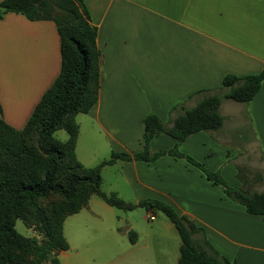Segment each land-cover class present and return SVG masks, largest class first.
<instances>
[{"label": "crops", "instance_id": "0c3cea01", "mask_svg": "<svg viewBox=\"0 0 264 264\" xmlns=\"http://www.w3.org/2000/svg\"><path fill=\"white\" fill-rule=\"evenodd\" d=\"M83 2L97 27L96 44L101 52L98 98L88 112L82 113L87 116L82 121L97 143L81 156L78 139L82 125L76 121L80 113L74 116L78 125L74 151L86 167L108 158L113 151L142 150L143 118L147 114L166 121L172 105L196 91L218 89L226 74L242 76L264 67V0ZM60 66V39L52 20H29L18 13H5L0 18V119L15 129L23 128ZM224 100L221 105L229 99ZM245 117L251 141L264 148V82L249 101ZM209 132L191 133L178 151L238 184L235 152ZM255 132L259 141L254 139ZM174 144V138L159 134L151 140L150 149H169ZM112 170L126 193L117 180L104 181ZM214 185L185 158L169 154L153 161L119 159L101 168L100 189L104 193H115L124 202L126 194H132L135 203L144 199L165 202L202 227L213 248L214 240L219 241L221 255L237 264H264V215L247 213L242 204L214 191ZM112 208L116 207L91 195L83 207L67 215L62 224L66 250L70 240L64 223L69 217L93 222L102 213L115 216ZM132 227L123 230L111 223L100 232L116 239L132 233L135 238L134 242L129 240L128 247L123 243L117 248L109 264L127 256L138 264H157L153 250L162 248L168 254L179 250L180 236L169 219L162 221L158 232L146 231L143 242ZM161 238H168L170 243ZM66 250L60 251L57 259ZM176 261L178 257L174 261L168 257L160 263Z\"/></svg>", "mask_w": 264, "mask_h": 264}, {"label": "trees", "instance_id": "16d2710c", "mask_svg": "<svg viewBox=\"0 0 264 264\" xmlns=\"http://www.w3.org/2000/svg\"><path fill=\"white\" fill-rule=\"evenodd\" d=\"M7 12L21 14L29 20H52L60 39L61 66L23 128L15 129L0 119V148L4 154L0 162V264H26L23 263L26 255L39 260L47 259L49 254L52 255L50 262L58 264V253L68 247L62 231L63 221L83 207L91 195H98L109 205L122 210L142 206L151 215L155 211L162 212L180 236L177 264H237L210 245L202 227L167 203L144 199L130 204L115 193H104L100 189L101 168L119 159L153 161L165 154L183 157L213 184L222 185L225 194L242 204L247 213L264 215V190L248 193L241 186L227 183L218 170L209 171L192 156L178 151L179 144L191 133L213 131L222 126L224 119L219 111L222 99L245 104L252 100L264 82V67L257 73L242 76L226 74L221 86L212 89L220 93L196 91L172 105L167 122L155 114H147L143 118L142 150L134 153L113 151L108 158L86 167L74 151L78 133L74 116L88 112L98 98L101 52L96 44L97 27L91 22L83 0H1L0 18ZM199 93L207 94L185 108V102ZM36 128V148L19 144ZM58 129L67 132L66 140L54 136ZM159 134L174 138V146L152 151L150 142ZM51 191L63 196L68 208L59 212L56 224L49 223L42 211L36 209L45 238L39 242L22 237L14 228L15 219L29 213L36 200ZM195 235L199 238L195 239ZM134 239L130 233L129 240L134 242Z\"/></svg>", "mask_w": 264, "mask_h": 264}, {"label": "rangeland", "instance_id": "374dc122", "mask_svg": "<svg viewBox=\"0 0 264 264\" xmlns=\"http://www.w3.org/2000/svg\"><path fill=\"white\" fill-rule=\"evenodd\" d=\"M220 92L221 91L219 90H212V92H210L209 94ZM204 94L207 93L194 94L192 98L185 102V108L193 106L203 97ZM223 100L224 99H222L221 102H223ZM194 101L195 103L193 104ZM226 103L227 104L225 105L223 103L219 106L220 113L221 111L223 112V119L225 120V122L223 121L224 124H222V126L217 130L210 131L209 133H211V135L213 136L216 134L219 140H221L229 147V151L233 150L235 152L234 162L235 166L237 167V176L239 183L235 184L227 177L226 179L223 177L222 178L229 184L241 186L248 193L263 191L264 148H259L256 142L251 141L253 136L250 128L248 127V122L245 117V113L248 111L249 102L245 104L229 99L226 101ZM84 117L87 116L82 113L77 114L76 116V121H80V124L82 125L79 139L77 138L78 153L80 156L83 154V152L86 151L87 148L92 149L93 146H95L93 145V143H97L95 139L90 137L89 128H87L82 121ZM163 122H167V120ZM37 133V128L33 129L27 134V136H24L20 140L19 144L22 143L25 146L36 148ZM255 133L254 139L255 141H259L257 133L256 135ZM54 136L62 141L66 140L68 137L67 132L64 129L56 130ZM3 157V150L0 148V162L3 160ZM225 158L226 156H224V159ZM225 164L226 162L221 163L220 166L222 167ZM113 171L114 170H112L109 175H105L104 181L107 182L109 178L114 182L115 180H117L116 184L120 185L123 188L124 193H126V187L123 185V182H120L118 180L119 177L117 173ZM106 182L103 185L104 188L106 186ZM218 189H220L221 191H219ZM216 190L226 196L222 185L215 184L214 191ZM214 194L216 193L214 192ZM124 200L126 202H131L130 204H135V199L132 194H126ZM67 208V200L58 192L51 191L48 195L39 197L34 205L30 208L29 213H26L23 217L16 218L14 222V228L22 237L27 239H36L40 242L45 238V233L41 226V222L36 217V209L42 211L49 223L56 224L59 212L65 211ZM112 209L115 213V216L108 215L107 213H102L100 214L99 219L93 218V222L76 220L74 219V216H71L66 220V222L64 223V232L70 240V248L64 253L59 254L58 264H109L108 262H110L112 257L118 252V250H116L117 248L123 246V243L127 247L129 245V237L122 238L117 236L118 239H116L114 235L112 236L109 234L100 233L105 229V227L110 226L111 223L123 230L126 229V226L133 225L132 230H134L135 232H139L141 238L140 242H143L146 236V231L154 229L158 232V227L161 226L162 221H168L167 217L160 211H155L153 213L155 219L150 220L147 217L149 212H147L142 206H136L132 210H122L116 208ZM78 229H80L79 232ZM204 236L206 238L205 230ZM194 238H199V235H195ZM161 239L162 242H165L166 240V242L170 243V240L168 238L165 240L164 238ZM219 243V241L214 240V249L217 252H219L218 250L220 249ZM152 254L158 261L157 264H163L160 262L166 261V258L168 257L173 259V261L174 258L175 260H177V257L179 256V250H171V253L168 254V252L163 250L162 248H157L156 250L152 251ZM51 257L52 255L49 254L47 259L37 260L36 257H33L32 255H26L23 258V263L52 264L50 262ZM147 259H149V257ZM117 262V264H138V262L130 260L129 256H127V258L123 261L120 262V260H118ZM164 264H167V262H165ZM175 264H177V261Z\"/></svg>", "mask_w": 264, "mask_h": 264}, {"label": "built area", "instance_id": "2783aa9c", "mask_svg": "<svg viewBox=\"0 0 264 264\" xmlns=\"http://www.w3.org/2000/svg\"><path fill=\"white\" fill-rule=\"evenodd\" d=\"M148 218H149L150 220H152V219L154 218V215L149 214V215H148Z\"/></svg>", "mask_w": 264, "mask_h": 264}]
</instances>
